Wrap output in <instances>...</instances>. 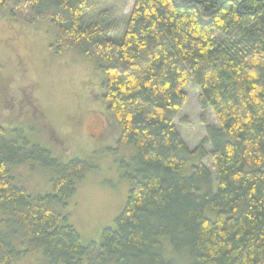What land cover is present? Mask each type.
Listing matches in <instances>:
<instances>
[{"label":"trees","instance_id":"16d2710c","mask_svg":"<svg viewBox=\"0 0 264 264\" xmlns=\"http://www.w3.org/2000/svg\"><path fill=\"white\" fill-rule=\"evenodd\" d=\"M98 1L0 0V10L48 22L56 52L76 49L96 62L118 142L136 149L121 160L125 208L100 243L84 245L55 204L66 206L96 166L62 163L22 133L1 130L0 264L41 249L49 264H173L164 237L188 249L191 264H264V0H135L121 37L111 9L88 17ZM189 83L219 122L204 139L215 173L203 146L194 151L201 161L182 173L194 152L175 121ZM31 160L54 167L51 193L15 183L12 169Z\"/></svg>","mask_w":264,"mask_h":264},{"label":"rangeland","instance_id":"374dc122","mask_svg":"<svg viewBox=\"0 0 264 264\" xmlns=\"http://www.w3.org/2000/svg\"><path fill=\"white\" fill-rule=\"evenodd\" d=\"M134 4L135 0H101L93 4L87 15L93 18L111 9L109 21L121 37ZM6 9L0 10V131L7 138L22 133L62 163L79 158L96 166L78 183L66 206H55L68 216L84 245L100 243L103 229L115 227L125 208L130 183L123 176L121 160L130 159L136 149L118 142L121 128L107 107L103 75L96 62L76 49L56 52L51 46L55 31L48 22L31 23L6 14ZM184 91L188 100L175 121L177 128L191 152L203 146V162L215 173L209 155L211 145L204 139L207 127L218 126V119L212 110L201 107L200 92L193 83ZM200 161L201 153H192L182 173L190 174L193 165ZM54 174V167L32 160L12 169L15 183L34 195L52 192ZM216 214L215 208L208 207L209 217L215 218ZM161 241L173 264H191L188 249L177 251L168 237ZM87 262L84 258V264ZM18 263L49 264V260L41 249Z\"/></svg>","mask_w":264,"mask_h":264}]
</instances>
